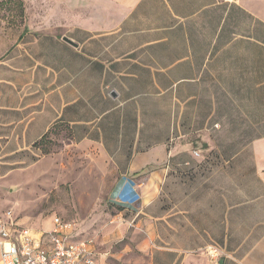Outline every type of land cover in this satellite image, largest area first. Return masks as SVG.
Instances as JSON below:
<instances>
[{
	"label": "crops",
	"instance_id": "crops-1",
	"mask_svg": "<svg viewBox=\"0 0 264 264\" xmlns=\"http://www.w3.org/2000/svg\"><path fill=\"white\" fill-rule=\"evenodd\" d=\"M55 127L97 163V202L123 182L139 195L131 264H264V0L25 10L0 40V221Z\"/></svg>",
	"mask_w": 264,
	"mask_h": 264
},
{
	"label": "rangeland",
	"instance_id": "rangeland-1",
	"mask_svg": "<svg viewBox=\"0 0 264 264\" xmlns=\"http://www.w3.org/2000/svg\"><path fill=\"white\" fill-rule=\"evenodd\" d=\"M67 2L0 0V40H13L19 34L25 22L22 10H66ZM15 179L2 209L12 210L30 224L53 216L74 222L85 236L98 241L103 264H131L129 248L134 245L126 233L141 234L145 229V224L139 222L142 215L132 210L137 203L129 209L105 199L97 202V163L71 147L58 128L32 147Z\"/></svg>",
	"mask_w": 264,
	"mask_h": 264
},
{
	"label": "built area",
	"instance_id": "built-area-1",
	"mask_svg": "<svg viewBox=\"0 0 264 264\" xmlns=\"http://www.w3.org/2000/svg\"><path fill=\"white\" fill-rule=\"evenodd\" d=\"M138 201L139 195L127 182L115 193L118 206L127 208ZM4 216L0 221V264H103L96 261L94 238H76L74 222L53 216L51 228L41 232L37 240L31 229L17 224L12 210H6ZM214 253L209 248V255Z\"/></svg>",
	"mask_w": 264,
	"mask_h": 264
},
{
	"label": "trees",
	"instance_id": "trees-1",
	"mask_svg": "<svg viewBox=\"0 0 264 264\" xmlns=\"http://www.w3.org/2000/svg\"><path fill=\"white\" fill-rule=\"evenodd\" d=\"M20 5H21V2H20ZM22 14H23V15H24V17H25V10H22ZM55 128H56V127H55ZM53 129H54V128H53ZM51 131H52V130H51ZM45 136H46V135H45ZM45 136H44L43 138H45ZM43 138H42L40 141H42V140H43ZM40 141H39V142H40ZM39 142H38V143H39ZM36 144H37V143H36ZM34 145H35V144H34ZM34 145H33V146H34ZM123 208H124V207H123Z\"/></svg>",
	"mask_w": 264,
	"mask_h": 264
}]
</instances>
